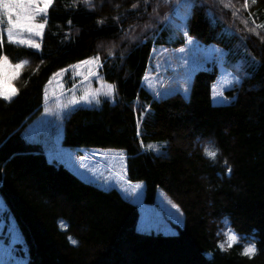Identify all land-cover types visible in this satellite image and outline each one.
<instances>
[{
	"label": "trees",
	"instance_id": "16d2710c",
	"mask_svg": "<svg viewBox=\"0 0 264 264\" xmlns=\"http://www.w3.org/2000/svg\"><path fill=\"white\" fill-rule=\"evenodd\" d=\"M183 1L169 0L160 10L163 0H91L94 7L53 0L33 52L10 43L0 26V52L12 64L27 61L12 83L17 94L0 97V194L29 247L28 264H264V28L259 34L248 24H264V0H249L247 9L238 0V25L232 16L214 13L217 21L201 0L187 7L190 34L221 47L224 64L242 79L225 91L224 104L211 102L215 64L196 74L188 98L154 100L139 86L154 37L145 21ZM158 33L160 44L183 42L173 26ZM108 43L117 45L103 49ZM96 56L102 79L114 86V100L67 115L64 143L123 149L127 177L144 182L145 201L160 187L182 211L174 235L138 232L137 208L116 189L76 179L44 156L39 146L52 149L59 139L51 124L38 127L43 137L26 133L49 77ZM230 230L239 239L228 247ZM248 244L257 249L252 258L241 254Z\"/></svg>",
	"mask_w": 264,
	"mask_h": 264
},
{
	"label": "rangeland",
	"instance_id": "374dc122",
	"mask_svg": "<svg viewBox=\"0 0 264 264\" xmlns=\"http://www.w3.org/2000/svg\"><path fill=\"white\" fill-rule=\"evenodd\" d=\"M224 3H228L229 0H223ZM231 6L230 7H224L222 5L221 0H201V5H207L208 9L212 12L215 19L218 21L217 15L214 13H217L219 15H230L233 17V24L238 25L239 19L242 17V10L239 9V1L238 0H230ZM119 4V2L117 3ZM139 5V3L137 2ZM159 4V2H158ZM168 4V3H167ZM165 3H161L160 6L162 10L167 6ZM101 5H99L100 7ZM187 3L183 1L179 6H177L174 11L186 16L187 12ZM119 8V5L116 7ZM159 10V11H160ZM210 19V15H206ZM160 20L159 13L156 12L153 16H151L148 20L144 23V28L147 30H153V27L155 24ZM168 22L172 24L174 27L177 28L178 24L175 22H172L168 19ZM251 26L256 28L257 31L258 27L254 25L253 20L251 19V22H249ZM4 28L7 27L6 21L4 22ZM245 29L243 28V31ZM248 31V30H247ZM247 35H252L248 31L245 32ZM259 34H262L261 31H259ZM5 37L7 38L6 33H4ZM21 38L24 39H34L37 43L40 44V40L42 37H30L28 33H20ZM249 36V37H250ZM198 44L206 49L205 51L207 54L212 52V56L215 55L216 58L219 60V50L215 49L216 45L213 44H202L198 41ZM28 46L27 44H24ZM117 43L110 44L108 43L105 48H109L111 46H116ZM30 47V46H28ZM213 48V49H211ZM31 51L38 50L35 48L30 47ZM169 49V48H167ZM156 51H160L158 48L155 49ZM249 52H253V49L249 47ZM163 51V50H162ZM33 52V51H32ZM165 53V51H163ZM156 55L154 60H157L161 54L158 52H153V55ZM166 55L168 58H170L172 61L174 60V66L170 68L171 74L165 79V78H153L151 81H147L146 78L148 75L153 74L152 69L151 71H148L146 78L143 80V84L150 89V91L155 94L156 97H162L166 96L167 94L174 92L175 90L182 91L183 94H187L188 87H189V81L187 80L185 83H182V80L185 79L188 76V73L192 68H196L198 65L194 63L193 60L186 59L184 56L182 50L180 49H174L171 51H167ZM24 56H27L26 53ZM211 56V57H212ZM210 57V58H211ZM94 57H89L84 60L75 62L73 64H70L64 68H61L54 72L48 79V81L45 83L44 89L42 91L43 93V104H42V110H41V116H38L36 119H33L32 124L36 128L41 125L42 122H44V119L42 117H47L49 115H53L56 112H58L61 107H82L86 108L88 110L91 105L97 104L94 99H92L93 94H95L96 99H98L100 102H108L109 99H113V93L111 96L107 95L108 91V85L109 83L105 82L101 74L99 72V66L100 61L93 59ZM210 58H206L210 59ZM84 62V63H81ZM202 64V63H201ZM200 64V65H201ZM179 68L178 72H175V70ZM224 68V67H223ZM62 69H66V71H61ZM226 69V68H224ZM227 70V69H226ZM158 74H161L162 77L166 75L165 70L161 68H157ZM175 72V74H174ZM58 75H54L57 74ZM227 76L232 78L230 74H223L221 75V81L217 78L212 86H211V102L213 104H224L228 102L227 96L224 94V90L227 88H230L234 81L231 79L229 82L225 83L222 82L224 78ZM15 80V79H14ZM11 81V86L12 82ZM183 84V86H182ZM112 85V84H111ZM182 87V88H181ZM87 96V100L81 99V97ZM75 100L76 103H71V101ZM95 108V107H93ZM112 160H115V169H111L108 167V165L104 162V160H100L95 156H93L95 165L99 167L100 170L97 172L100 173L101 176H103L101 179L97 181V185L104 188H109L112 186L104 185L105 180L107 179V183L109 185L114 184L115 181L117 183L114 185V187L120 191L121 193L125 190V188H128L124 182V175L120 174L119 170L121 169V162H122V156L118 154L112 155ZM121 159V160H120ZM69 163V161H68ZM124 163V160H123ZM76 166L78 167V173L86 178L91 179V168L92 164L90 161L85 157H79L76 161ZM125 171V170H124ZM122 181V182H121ZM136 186V189L134 190V194L132 196H126L129 200L136 203L139 211H140V217L139 221L137 223L138 228L140 229H149L154 228L156 230H160L163 232H171L174 231L177 225H181L182 223V215L180 210L175 206L173 209L170 206H165L161 200H159V196L163 195L162 191L159 189L156 195L155 205L153 204H147L143 202L142 199V192H143V183L141 181H135L133 182ZM133 192V189L130 193ZM126 194V191H124ZM175 204H172V206ZM146 218L145 221L142 220V211L146 210ZM176 210V211H174ZM180 213H179V212ZM11 253L7 257V259L4 261V264H18L20 260L17 259L15 254V249L10 245Z\"/></svg>",
	"mask_w": 264,
	"mask_h": 264
},
{
	"label": "snow or ice",
	"instance_id": "6c2138e0",
	"mask_svg": "<svg viewBox=\"0 0 264 264\" xmlns=\"http://www.w3.org/2000/svg\"><path fill=\"white\" fill-rule=\"evenodd\" d=\"M83 2L89 7H94L91 0H83ZM223 3V0H221ZM257 0H251L252 4H255ZM53 0H0V25H3L6 21L7 27L3 29L6 33L7 39L12 44H27L28 46L39 49L40 44L34 39L21 38L20 33H28L30 37H42L47 24L48 10L52 5ZM147 3V0H145ZM163 3H169V0H163ZM230 0L228 3H224V7H230ZM136 7V5H133ZM249 7V0H244L243 8L247 9ZM247 23L246 21L244 22ZM253 23H255L253 21ZM259 28H264V24L257 25ZM250 31L255 32V29H250ZM184 36L187 37V42L191 43L192 38L185 31ZM3 34L0 33V48L3 47ZM109 55H112L109 52ZM93 59L99 60V56ZM27 63V61H19L18 63L12 64L9 57L2 52H0V97L4 100H11L13 96L17 94V90L11 86V81L16 79L20 75V70ZM84 63V62H81ZM61 71H66L62 69ZM54 75H58L54 74ZM227 82V81H226ZM238 82V80H237ZM107 95L111 96L114 91L113 85H108ZM83 100H87L88 97H81ZM92 99L98 104L100 101L96 99L95 94H93ZM71 103H76L75 100ZM205 154L210 158H215L217 151H209L205 148ZM230 171V169H229ZM175 207V205H173ZM239 237L234 231H229L227 234L228 247H231L234 242H238ZM73 244L77 241L72 240ZM220 249L224 250V245H219ZM257 252L255 244H248L243 248L242 255L252 258Z\"/></svg>",
	"mask_w": 264,
	"mask_h": 264
}]
</instances>
